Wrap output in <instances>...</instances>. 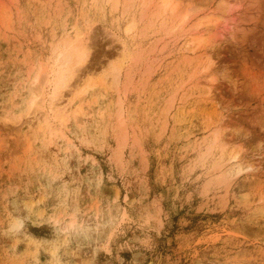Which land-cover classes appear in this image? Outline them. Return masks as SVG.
<instances>
[{
    "label": "rangeland",
    "instance_id": "rangeland-1",
    "mask_svg": "<svg viewBox=\"0 0 264 264\" xmlns=\"http://www.w3.org/2000/svg\"><path fill=\"white\" fill-rule=\"evenodd\" d=\"M162 3L0 0V264H264V0Z\"/></svg>",
    "mask_w": 264,
    "mask_h": 264
},
{
    "label": "bare ground",
    "instance_id": "bare-ground-1",
    "mask_svg": "<svg viewBox=\"0 0 264 264\" xmlns=\"http://www.w3.org/2000/svg\"><path fill=\"white\" fill-rule=\"evenodd\" d=\"M162 1H163L162 4H163V6L165 8L166 7L169 8V9L171 8L170 7L171 4H169L170 0H169V2H167L166 0H162ZM117 5L118 4H116V7H117ZM131 29H133V28H129L127 31L130 32ZM82 38H83V40H82ZM88 39H89V35L88 34H86L83 37V33L82 32H78L77 35L74 36L72 41H70V40H66L65 41L64 47H63L61 53L58 55L59 57L57 59L58 62L60 63V65H59V69H58L59 73L57 72L59 74L57 76H59V77L54 82L55 89H58L59 85L62 86L63 83H64V80L66 78L72 77L76 71L78 73L80 71L83 72L87 68L86 64H87L88 59H90L89 58L90 57V46L88 45ZM74 58H75V62H74V64L71 65V63H72ZM58 62H56V63H58ZM41 77L39 76L37 78V81H36L37 84L40 82L39 85H41ZM42 86L44 87V85H42ZM43 87H41V88L40 87H36L35 90L38 89L40 92H36L35 90H33L34 91L33 98H32V100L30 102V108L33 109V110H36V109L40 108L39 98L42 95ZM86 92H87V89H85V93ZM58 96H59V92H55L53 98H57ZM79 97H81V96H79ZM76 100H78V99L76 98ZM76 100H73L72 104H74ZM57 106H58V102L52 103L50 111H51L52 114H54V116L47 114L46 121L43 124V126H41V130H42L41 132L46 133L50 128H54V130H55V126H54L55 123L58 122V121L60 122L61 120L63 122V120L65 119V116L69 112V108L68 107H63V108L59 107L58 108ZM74 113H76V115H75L76 117L75 118H77V116L80 115V108H78V107L76 108L75 107V112ZM57 129L58 128H56L55 131H53V130L52 131L53 132H57V131L59 132V129L58 130ZM241 172H244V170H241Z\"/></svg>",
    "mask_w": 264,
    "mask_h": 264
}]
</instances>
